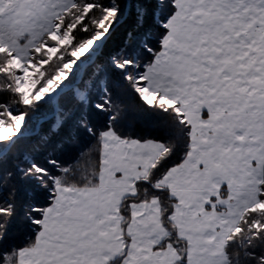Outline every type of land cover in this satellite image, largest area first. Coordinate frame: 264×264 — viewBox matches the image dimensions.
<instances>
[{"label":"crops","instance_id":"crops-1","mask_svg":"<svg viewBox=\"0 0 264 264\" xmlns=\"http://www.w3.org/2000/svg\"><path fill=\"white\" fill-rule=\"evenodd\" d=\"M259 1L235 0L230 9L241 10L240 18L220 20L217 34L208 35L205 45L220 38V56L211 48L208 57L179 50L171 52L170 66L162 67V90L176 96L191 125L189 153L161 180L176 199L171 219L187 244L188 264H229L227 240L244 212L259 201L264 113H258L264 110V74L257 47L264 35H248L257 24L251 22L249 29L243 16V10L263 7ZM2 6L0 0V18ZM164 150L159 141L105 131L99 185L61 186L45 211L35 245L19 252L17 264H112L118 259L120 264H177L180 253L173 244L159 247L168 236L159 198L132 203L127 225L121 210ZM254 193L258 200L246 205Z\"/></svg>","mask_w":264,"mask_h":264},{"label":"trees","instance_id":"trees-1","mask_svg":"<svg viewBox=\"0 0 264 264\" xmlns=\"http://www.w3.org/2000/svg\"><path fill=\"white\" fill-rule=\"evenodd\" d=\"M176 2L74 0L58 23L61 31L70 33L69 49L84 46L103 30L107 37L85 56L87 64L72 73L67 88L54 98L26 103L17 89L11 56L0 51V115L24 116L15 133L0 140V264H17L19 252L35 245L59 187L99 185L107 130L125 139L165 145L149 175L136 183L137 194L126 197L121 210L127 225L132 203L159 198L168 231L159 247L173 244L180 253L177 264H188L187 244L171 219L176 199L161 180L189 153L191 125L178 104L147 102L135 88L134 75L113 62V57L122 61L137 55L141 65L152 64L163 49L168 22L178 11ZM68 53L62 62L69 61ZM58 63L56 57L46 77L58 75L52 65ZM76 87L86 88L87 98L80 99ZM226 251L229 264H264V178L259 201L244 212ZM112 264H120V259Z\"/></svg>","mask_w":264,"mask_h":264},{"label":"rangeland","instance_id":"rangeland-1","mask_svg":"<svg viewBox=\"0 0 264 264\" xmlns=\"http://www.w3.org/2000/svg\"><path fill=\"white\" fill-rule=\"evenodd\" d=\"M259 2L264 4V0ZM73 3L74 0H3V13L0 18V51H5L11 56V66L17 73L15 76L17 89L26 103L56 97L64 88H67L68 79L72 73L76 69H83L87 64L85 56L93 54L107 37L103 30L84 46L70 50V33L61 31L62 28L58 23L60 16L69 10ZM176 3L178 13L168 22L172 33L169 30L171 35H167L168 37L166 36L167 38L165 37L163 40V46L166 44V49L157 54L155 58H158L157 63L154 60L152 64L145 67L140 64V58L137 55L132 58L127 56L122 61L113 57L114 64L125 70L127 75H134L133 82L136 90L149 103L158 101L168 105L180 104L172 92L162 90L164 87L161 76V72L164 71L162 67L170 66L173 60L171 52L180 50L184 54L185 50H188L195 54L199 52L202 57H208L206 51L209 54L211 48L220 56L222 53L220 38L213 40L215 43L212 46L208 43L205 45L209 39L208 35L217 34L214 28L218 22L220 23V20L240 18L241 10L230 9L231 7L235 8V0H228L224 5L222 4L223 0H177ZM64 9L66 10L58 16ZM243 16H246L245 19L248 20L249 29L253 28V24L250 25L251 22L254 21L257 24L254 32L247 33L248 35H264V5L260 9L243 10ZM217 19L218 21H215ZM245 27L243 25L240 29ZM186 35L191 38V43L186 44ZM205 46L208 47L205 49ZM65 49L71 58L64 63L61 60L63 56H66ZM165 52L167 54H164ZM257 52L260 55V70L264 74V40L259 43ZM204 54L206 56H203ZM56 57L57 63H59L57 66L52 65L58 69V75L52 79L49 76L46 77V73ZM203 59L199 61L198 65H203ZM205 62L207 63L208 60ZM144 70L145 72H143ZM75 91L80 99L87 98L89 93L86 88L76 87ZM180 110L184 111L181 108ZM261 112L263 114L264 110H260L258 114ZM23 122V115L10 113L0 115V140L14 134ZM14 138L13 136L12 139ZM234 199L236 202H241L239 196H235ZM257 200L254 193L252 200L248 201L246 205L250 206Z\"/></svg>","mask_w":264,"mask_h":264}]
</instances>
